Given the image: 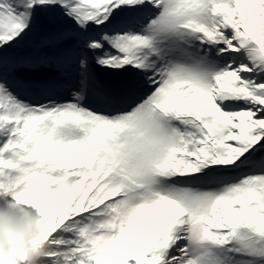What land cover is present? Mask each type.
<instances>
[{"label":"snow or ice","instance_id":"snow-or-ice-1","mask_svg":"<svg viewBox=\"0 0 264 264\" xmlns=\"http://www.w3.org/2000/svg\"><path fill=\"white\" fill-rule=\"evenodd\" d=\"M4 200L37 264H264V0H0Z\"/></svg>","mask_w":264,"mask_h":264},{"label":"clouds","instance_id":"clouds-1","mask_svg":"<svg viewBox=\"0 0 264 264\" xmlns=\"http://www.w3.org/2000/svg\"><path fill=\"white\" fill-rule=\"evenodd\" d=\"M43 231L38 218L29 210L4 200L0 203V258L5 264H15L17 254L27 252L28 264H37L41 249L34 247Z\"/></svg>","mask_w":264,"mask_h":264}]
</instances>
